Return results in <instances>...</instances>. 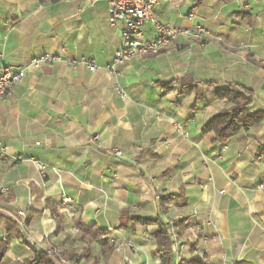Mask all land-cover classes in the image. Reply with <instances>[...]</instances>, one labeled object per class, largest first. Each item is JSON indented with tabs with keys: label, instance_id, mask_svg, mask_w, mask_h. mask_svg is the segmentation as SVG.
Segmentation results:
<instances>
[{
	"label": "crops",
	"instance_id": "0c3cea01",
	"mask_svg": "<svg viewBox=\"0 0 264 264\" xmlns=\"http://www.w3.org/2000/svg\"><path fill=\"white\" fill-rule=\"evenodd\" d=\"M108 8L109 0H0V68L25 71L0 103V216L17 224L1 264L47 247L70 264H159L157 225L134 218L173 223V264H264V121L222 145L201 132L230 107L217 97L230 84L254 93L249 113H264V0H158L162 24L206 35H181L169 52L117 66V77L105 66L124 26L110 25ZM153 34L145 26L143 39ZM45 54L54 61L30 66ZM81 59L97 71L69 67ZM186 77L214 87L198 100L163 88ZM79 224L107 232L110 250L102 239L79 242ZM196 228L209 243L191 237Z\"/></svg>",
	"mask_w": 264,
	"mask_h": 264
},
{
	"label": "built area",
	"instance_id": "2783aa9c",
	"mask_svg": "<svg viewBox=\"0 0 264 264\" xmlns=\"http://www.w3.org/2000/svg\"><path fill=\"white\" fill-rule=\"evenodd\" d=\"M158 3V0H109V23L111 26L122 22L124 29L122 32V42L120 48L114 53L110 62L105 66L106 73L111 77H117V66L122 65L132 59L141 56H157L163 52H169L175 48L178 38L183 35L195 39H200L206 35L204 29L200 26H195L191 30H182L180 28L172 27L162 24L154 16V7ZM149 26L154 31L153 38L151 40H144L145 26ZM54 58L50 55H42L34 58L30 66L32 68H39L41 64L53 62ZM72 69H76L78 66H83L90 72L97 71L98 67L92 60L81 59L68 64ZM25 75L24 69H13L9 65H2L0 68V103L4 101L9 94L10 89L19 83ZM115 92L121 96H124L122 90L116 86ZM114 155L121 156V152L113 150ZM0 154L4 155V148L0 143ZM39 167H41L39 165ZM219 194H224V191H219ZM62 203L65 205L71 203V198L64 193L61 194ZM17 216L20 219V225L22 230H25V213L19 211ZM207 225H212L213 220L210 214L206 219ZM167 227L170 230L169 237L172 240V245L178 247L180 241L178 240L176 229L173 227V223H168ZM201 235V237H200ZM193 239L199 238L201 242L207 244L209 239L204 237L203 230L196 228L194 234L191 235ZM113 243V241H110ZM131 247L130 244H128ZM45 253L56 264H70L60 258V250L58 248H44ZM124 264H131L129 260H126Z\"/></svg>",
	"mask_w": 264,
	"mask_h": 264
},
{
	"label": "trees",
	"instance_id": "16d2710c",
	"mask_svg": "<svg viewBox=\"0 0 264 264\" xmlns=\"http://www.w3.org/2000/svg\"><path fill=\"white\" fill-rule=\"evenodd\" d=\"M198 2L201 0H197ZM173 86H178V92L180 95H190L195 92V99H199V90L203 88L214 87L213 84H196L191 77H186L179 81H173L168 85L163 86L165 90H170ZM219 99H225L230 105L229 108L224 109L217 113L212 119H210L202 128V134H213V143L225 144L229 139L234 137L238 131L246 126H252L264 121V113L258 112L251 114L248 108L254 102V93L242 86L236 84H230L226 89L217 94ZM174 196L164 197L160 200L159 206L164 211L163 203L165 201H173ZM26 221V220H25ZM135 223L139 224H155L157 225V231L154 233V239L156 241L155 254L159 258V264H173L172 259L169 257L170 230L167 224L156 219H140L134 218ZM176 223V222H175ZM0 225L5 227L6 232L0 238V264L6 253L8 252L12 235L15 233L17 224L9 218L0 216ZM79 231L78 241L84 243L86 246L97 240L102 239L104 246L102 250L104 252L110 250L108 248L109 237L105 231H100L96 228H87L81 224L77 226ZM17 234V233H16ZM64 256L68 252H64ZM66 259L72 260L73 258ZM17 264H54L53 260L47 256L43 251L34 250L33 257L24 259ZM179 264H200L197 258L192 257L189 261H181Z\"/></svg>",
	"mask_w": 264,
	"mask_h": 264
},
{
	"label": "rangeland",
	"instance_id": "374dc122",
	"mask_svg": "<svg viewBox=\"0 0 264 264\" xmlns=\"http://www.w3.org/2000/svg\"><path fill=\"white\" fill-rule=\"evenodd\" d=\"M49 248H50V247H49ZM58 255H60V254H58ZM47 256H48V255H47ZM8 258H12V259H13V257L11 256V254H8V255H7V259H8Z\"/></svg>",
	"mask_w": 264,
	"mask_h": 264
}]
</instances>
